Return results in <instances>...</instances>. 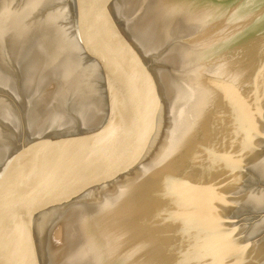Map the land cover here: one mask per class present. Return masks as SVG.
<instances>
[{"label": "water", "instance_id": "95a60500", "mask_svg": "<svg viewBox=\"0 0 264 264\" xmlns=\"http://www.w3.org/2000/svg\"><path fill=\"white\" fill-rule=\"evenodd\" d=\"M0 264H264V0H0Z\"/></svg>", "mask_w": 264, "mask_h": 264}]
</instances>
